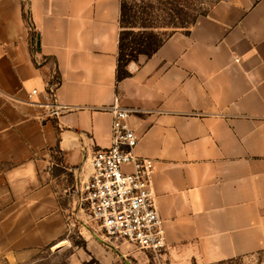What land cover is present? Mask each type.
<instances>
[{"label": "crops", "instance_id": "obj_1", "mask_svg": "<svg viewBox=\"0 0 264 264\" xmlns=\"http://www.w3.org/2000/svg\"><path fill=\"white\" fill-rule=\"evenodd\" d=\"M119 17L120 0H0V257L65 241L71 204L61 194L73 189L77 210L93 152L111 144L115 101L136 111L135 155L154 161L167 263L263 251L264 0H213L121 81ZM54 82L69 110L50 120L31 103ZM82 235L92 264H151L127 242Z\"/></svg>", "mask_w": 264, "mask_h": 264}, {"label": "built area", "instance_id": "obj_2", "mask_svg": "<svg viewBox=\"0 0 264 264\" xmlns=\"http://www.w3.org/2000/svg\"><path fill=\"white\" fill-rule=\"evenodd\" d=\"M32 52L35 59L36 52ZM57 84L47 87L43 101L31 103L50 120L69 110L55 98ZM37 94V90L32 91V95ZM109 110L113 117L111 144L93 152L91 173L78 185V211L72 215L77 218L78 212L86 213L102 238L127 242L148 252L152 264H167V244L152 191L154 161L135 155L139 137L127 124L136 111L119 107L117 101ZM125 167L132 169L127 172Z\"/></svg>", "mask_w": 264, "mask_h": 264}, {"label": "trees", "instance_id": "obj_3", "mask_svg": "<svg viewBox=\"0 0 264 264\" xmlns=\"http://www.w3.org/2000/svg\"><path fill=\"white\" fill-rule=\"evenodd\" d=\"M161 3L164 8L156 7L152 0H141L138 3L120 0L117 81L130 76L127 66L131 62H138L141 56L147 58L153 56L173 32L181 29L189 33L190 27L200 16L195 13L184 12L178 9L176 5L173 8L167 7V4H170L168 2L165 4L160 1V5ZM24 19L29 33H33L26 14H24ZM36 43V36H31V50L34 52H37ZM262 252L264 250L257 253L261 254ZM234 260L236 259L214 264H226ZM94 262L92 259L91 264Z\"/></svg>", "mask_w": 264, "mask_h": 264}, {"label": "rangeland", "instance_id": "obj_4", "mask_svg": "<svg viewBox=\"0 0 264 264\" xmlns=\"http://www.w3.org/2000/svg\"><path fill=\"white\" fill-rule=\"evenodd\" d=\"M141 0H129L132 2H140ZM156 7L164 8L160 1L168 2L167 7L177 6L178 9L184 12H191L198 15L204 14L213 0H152ZM70 174L66 172L63 178L57 180L59 189L62 193V189L71 184ZM74 193L73 189H70L63 195L61 201L68 206L67 216V230L64 234V242L57 246H45L39 249L18 253L9 256H1L0 264H91V260H88V254L85 248V239L82 235L83 228L91 233H95L96 236H100L101 232L98 230L97 224L87 219L86 213L78 212L77 218L72 214L78 210H73V198L71 195ZM87 222V223H86ZM86 224V225H85ZM152 264V262H151ZM168 264V263H167ZM226 264H264V252L261 254L254 253L245 257L238 258L232 262Z\"/></svg>", "mask_w": 264, "mask_h": 264}]
</instances>
